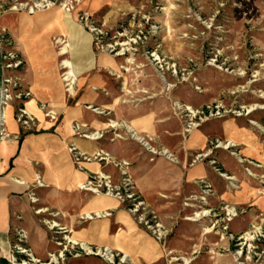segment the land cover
I'll list each match as a JSON object with an SVG mask.
<instances>
[{"label": "rangeland", "instance_id": "obj_1", "mask_svg": "<svg viewBox=\"0 0 264 264\" xmlns=\"http://www.w3.org/2000/svg\"><path fill=\"white\" fill-rule=\"evenodd\" d=\"M63 12L69 13L91 36L96 67L103 55L114 61L117 67L109 75L123 98L135 105L157 96L169 98L172 114L185 135L227 119L251 135L249 148L236 145L231 139L212 137L203 149L191 155L193 161H203L211 167L230 190L249 193L251 197L241 199L237 205L222 203L216 217H205V195L212 193L213 187L206 179L199 180L198 195L183 205L192 204L194 211L185 217L198 213V236L207 237L208 241L195 250L176 252L185 254L191 264H264V0H0V114L7 111L22 134L42 131L43 126L39 123L42 120L27 107L33 96L22 82L26 65L20 50L21 38L16 34L25 31L26 36L39 39L42 50L55 54L57 79L61 80L67 71L61 61L69 58L57 55L56 39L68 41L62 26ZM19 94L25 96L19 98ZM36 108L42 111L44 125L50 124V130H54L61 120L56 108L44 104ZM20 109L32 118L27 126L18 120ZM90 111L103 113L93 106ZM49 112H54L55 119L46 116ZM6 125L7 120L0 121V139L11 136ZM74 131L80 137L86 134L76 125ZM146 144L149 151L158 154L153 144ZM68 152L79 171H85L83 164L89 161L116 167L117 176H106L105 183L110 187L105 186L103 174L88 173L83 182L88 190H80L95 193L89 189L95 188L97 195H111L162 247L168 246L173 231L139 195L129 162H116L103 153L95 157L84 153L79 164L74 156L83 152L72 144L68 145ZM222 153L238 165L240 181L222 166ZM164 154L175 160L167 151ZM88 157L89 161L85 159ZM127 194L132 199H127ZM137 202L142 204L134 213L131 210ZM229 207L236 213L232 217ZM150 209L167 231L160 240L135 219ZM41 222L47 230L44 240L49 248L30 249V235L17 228L7 259L0 258V264H73L72 256L79 251L68 242L71 236L54 226L52 217ZM213 225L218 237L213 232L203 235ZM246 233L252 238L247 240ZM215 238L221 242L216 244ZM13 253L23 255L20 262L12 260L18 258ZM111 253L113 263L103 258L108 264H118L121 258L124 264H131L121 253ZM164 260L168 264L170 256Z\"/></svg>", "mask_w": 264, "mask_h": 264}, {"label": "crops", "instance_id": "obj_2", "mask_svg": "<svg viewBox=\"0 0 264 264\" xmlns=\"http://www.w3.org/2000/svg\"><path fill=\"white\" fill-rule=\"evenodd\" d=\"M16 35L21 38L20 50L26 65L22 82L33 96L27 107L43 121H39L43 130L22 134L9 116L6 126L11 136L0 139V258L7 259L17 228L30 235V249H48L49 243L44 240L47 230L41 221L52 217L57 228L75 240L70 244L79 252L72 256L73 264H108L103 257L86 253L93 248L117 251L131 264H167V256L168 264H185L186 259L191 264V259L176 251L195 250L208 241L198 236L199 219L185 217L194 208L183 203L194 201L191 198L198 195V181L206 179L213 187V192L205 195V217H216L222 203L237 205L241 199L251 197L249 193L230 190L211 167L203 161H193L191 155L203 149L212 137L231 139L249 148L251 135L232 119L211 122L183 134L169 98L157 96L138 105L123 98L109 75L117 66L104 55L98 67L95 64L94 69L78 76L70 92L67 81L57 79L55 54L42 50L39 39L33 40L25 31ZM39 104L55 107L61 116L54 130H50V124L44 125L42 111L36 108ZM92 106L103 113L90 111ZM110 120L118 126L111 127ZM75 125L86 133L83 137L75 134ZM95 132L100 134L99 139L88 137ZM147 142L153 144L157 155L155 150L149 151ZM70 144L90 156L103 153L116 162L131 164L129 170L139 195L173 231L168 246L162 247L111 195L80 190L88 173L103 174L106 185V176H117L118 170L111 163L94 161L83 164L85 171L75 169L68 152ZM219 159L240 181L236 162L223 153ZM214 225L203 235L213 232L217 236ZM219 242L215 238V243Z\"/></svg>", "mask_w": 264, "mask_h": 264}, {"label": "bare ground", "instance_id": "obj_3", "mask_svg": "<svg viewBox=\"0 0 264 264\" xmlns=\"http://www.w3.org/2000/svg\"><path fill=\"white\" fill-rule=\"evenodd\" d=\"M63 13L64 17L62 26L66 29L65 32L68 37V41H63L61 37L56 39L57 43L59 44L57 55L60 57L69 55L68 59H62L61 66L67 70L62 75V80L67 81V89L71 92L73 90V84L76 82L78 76L94 68L96 64V58L93 51L91 50V36L83 30V28L73 19V17L69 13ZM119 55H123V53L120 52ZM110 63L113 64L112 62ZM1 115L2 122L6 121L9 117L7 111L2 112ZM109 125L111 127L118 126V124L114 121H112ZM128 129L130 131H133L131 127H128ZM88 137H91L92 139H99L101 136L99 133H94L92 135H89ZM229 144H232V142H229ZM229 179H231V177ZM79 187L85 188V185L80 184ZM89 189H91L92 192H97L93 188ZM84 190L88 189L85 188ZM228 212L232 214L234 212V208L229 207ZM203 214L205 215L206 212H204ZM187 219L197 221L199 219V215L198 213H196L194 217H188ZM54 226H57V224L54 223ZM206 231H209V229H206ZM251 238L252 237L250 233H246V239L249 240ZM68 242L75 243V240L72 237H69ZM185 264H190V261L186 259Z\"/></svg>", "mask_w": 264, "mask_h": 264}, {"label": "built area", "instance_id": "obj_4", "mask_svg": "<svg viewBox=\"0 0 264 264\" xmlns=\"http://www.w3.org/2000/svg\"><path fill=\"white\" fill-rule=\"evenodd\" d=\"M94 30V29H93ZM20 64V62H19ZM22 96H25L24 94H19V98H21ZM20 117L18 118V120L22 123V125L27 126L29 125V122L32 120V118L30 117V115H28V113H26L25 110L20 109ZM53 114V115H50ZM46 116H50V118L55 119V114L54 112H49L46 114ZM1 117L2 115L0 114V121H1ZM0 134H2L0 132ZM1 136V135H0ZM84 153H80L77 152L74 156V159L77 163L80 164V159L83 157L84 158ZM96 155L92 156L95 157ZM105 157V155H104ZM87 159V161L90 160V158H85ZM106 187H110L108 184L105 185ZM95 189V188H94ZM127 199H132L131 195H126ZM142 204V202H137V204H135L134 208L131 210L134 213H138V208L139 206ZM236 213L233 212L231 214V217L234 216ZM135 219L138 221V223L143 224L147 230H149L158 240H160L162 237L165 236V234L167 233L166 229L164 228V226L162 225V223L159 221V218L157 217L156 213L153 210H146L144 212L139 213L138 215L135 216ZM231 219V218H229ZM88 253L93 254V255H99L101 257H105L110 263H113V254L111 253L110 250L108 249H95L94 251L92 249H88L87 250ZM15 256H17L18 258L12 257V260L14 262H20L22 259L23 255H16L17 253H13ZM118 264H124V261L122 260V258L120 259Z\"/></svg>", "mask_w": 264, "mask_h": 264}]
</instances>
